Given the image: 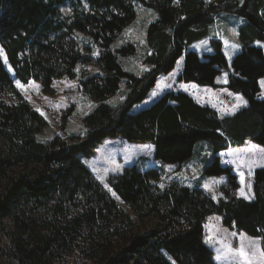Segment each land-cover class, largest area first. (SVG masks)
Wrapping results in <instances>:
<instances>
[{"label":"trees","instance_id":"obj_1","mask_svg":"<svg viewBox=\"0 0 264 264\" xmlns=\"http://www.w3.org/2000/svg\"><path fill=\"white\" fill-rule=\"evenodd\" d=\"M134 1L157 16L145 29L142 59L150 69L142 75L125 70L118 60L135 54L133 44L110 48L135 20ZM219 13L246 21L226 84L246 107L218 117L185 93L169 91L132 111L179 57V83L217 87L215 78L228 70L222 42H210L212 52L201 57L189 46L208 37ZM75 33L98 47L97 57L89 56L88 47L83 54ZM256 40L264 43V0H0V49L12 71L0 57V222H10L15 264H216L203 232L211 215L229 230L259 238L264 249V168L253 172L248 201L237 195L235 176L220 169L215 157L245 141L264 147V99H258L264 49L254 46ZM78 64L99 70L80 79L81 92L94 104L82 118L83 132L43 138L46 121L25 102L14 78L38 82L52 95V82L76 78ZM122 82L126 97L112 107L108 100ZM115 138L152 144L153 159L176 170L197 144L206 143L211 160L203 175L227 174L221 197L215 201L177 181L161 188L159 171L132 166L107 179L117 199L84 162L104 140Z\"/></svg>","mask_w":264,"mask_h":264},{"label":"rangeland","instance_id":"obj_2","mask_svg":"<svg viewBox=\"0 0 264 264\" xmlns=\"http://www.w3.org/2000/svg\"><path fill=\"white\" fill-rule=\"evenodd\" d=\"M208 2L209 0H205ZM241 1V0H240ZM135 5L136 17L127 27H125L117 38L112 43L113 50L118 49L119 47L130 43L133 44L136 48L134 55L128 57H119V61L122 64V67L137 75H142L145 71H148L150 67H147L143 64L144 55L146 52L145 45V29L148 23L156 19V14L154 11L148 7H145L142 3L133 2ZM84 9H88V5L84 3ZM61 10L64 14H69L68 7H63ZM246 24L244 18H239L237 15L229 13H219L213 17V23L209 26L208 37L205 39L196 41L195 43L189 46V49L198 53L201 57L204 54L212 52V47L210 42L213 40L215 42H222L221 52L225 56L228 63V70H223L215 78V84L217 87L212 88L210 86H199L191 82H178L177 77L179 76L182 69L183 58L179 57L175 62L174 68L170 70L169 73L160 74L157 78L148 93L144 101L140 104H136L132 107V111H137L140 108L149 107L155 101L160 99L161 95L168 93L169 91L182 92L191 97L202 99L205 103V106L211 107L217 114L218 117H226L225 113L231 109L232 105L236 104L237 101L235 97L237 95L241 96L238 93H233L227 87L224 81L228 80V75L232 71L230 67L231 60L233 55L238 53L241 50V45L238 40L239 29ZM230 29H235L237 34H233ZM76 40L79 43L81 51L85 53V49H89V56L93 58L97 57L99 54V49L93 43L90 42L89 38L82 34L75 33ZM205 43H201V42ZM227 41V44H225ZM239 45V48H233L232 45ZM261 44H264L261 42ZM254 46L261 47L257 44V40L254 41ZM264 49V47H261ZM227 53V55H226ZM3 63L4 58L2 57ZM179 61V64L177 63ZM8 64V63H7ZM5 65L6 69L12 73L9 65ZM177 65L179 67H177ZM176 69V70H175ZM78 70V71H77ZM99 73L97 67L89 64H78L76 66V78L70 80L67 78L56 79L52 82L53 94L49 95L42 91L41 85L38 82H33L35 85H39L37 90L35 87L25 83L28 87L21 89L17 88L25 102H27L34 110L39 108L45 115H41L46 121V128L43 130L41 137L49 138L53 135H74L83 132L82 118L91 111L94 104L88 99L82 92L79 87L80 79ZM226 74V75H225ZM263 78L258 79L259 86V96L258 99H264V89L261 88L259 81ZM17 79L14 78V84ZM23 84V83H22ZM66 85H74V87H67ZM120 89L118 92L109 98L108 103L115 107L120 104L126 97L127 89L124 85V82L120 84ZM159 85V87H158ZM16 86V84H15ZM226 90V91H225ZM155 92L156 95L153 96L152 93ZM231 93L232 95H228ZM199 96V97H198ZM242 97V96H241ZM243 98V97H242ZM244 99V98H243ZM195 100V99H194ZM245 101V99H244ZM196 102V100H195ZM215 105V106H214ZM241 106L235 112L242 109ZM234 112V113H235ZM47 117V118H45ZM148 145L150 148H145L144 146ZM135 144L127 142L122 138L115 139H106L104 140L97 148H95V155L87 160L85 164L90 170L91 174L97 179V176H103V182L97 179L103 186V188L112 195L111 192L105 188L107 184V179L111 175L121 173L124 168L136 166L141 171H146L150 168H155L159 171L160 180L157 183L161 188L169 183L170 181H177L178 183L184 184L188 187H196L202 189L206 195H210L213 200H217L221 197L219 192V187L221 184H225L226 176L224 174L218 176H209L206 177L203 175L204 166L211 160V155H209V149L206 143L197 144L195 152L191 159L181 166L180 169L176 170L174 165H169L161 161H157L154 158V148L150 143L146 144ZM250 145H256L255 149L250 151H244L249 148ZM260 149H264L263 146L252 143L251 141H245V143L240 147L227 148L218 154L215 155L218 160V165L220 169L224 171L227 169L230 174L235 176L239 188L236 190V193L239 197L244 198L240 195L241 187H244L245 194L253 197L252 188L251 192H248L247 185L250 183L252 186V176L255 169L264 168V152H261ZM116 165H119L117 171H112ZM239 165V167L237 166ZM105 169H108L107 174H105ZM240 173L244 174V184H241ZM108 185V184H107ZM205 185H208L206 188ZM109 187V186H108ZM113 196V195H112ZM116 197V196H114ZM245 199V198H244ZM252 201V199H246ZM119 204L122 206L121 202ZM204 224L205 232V245L213 252L214 262L216 264H228V261L221 260L217 261L215 257L217 256L216 249L220 248L221 245L216 243L217 240H223L224 243L230 244L233 248L238 247L240 240L242 239L240 233L235 230H229L222 226L221 219L217 215H211L205 219ZM10 222L4 220L0 222V264H15L13 259L12 245L10 242L11 228H9ZM235 232L237 235L233 236L232 233ZM243 240L247 245L249 240H256L260 242L259 238L250 237L243 233ZM212 239L209 241L208 238ZM259 247L261 245L259 243ZM248 250V249H246ZM68 260H72V257H69Z\"/></svg>","mask_w":264,"mask_h":264},{"label":"snow or ice","instance_id":"obj_3","mask_svg":"<svg viewBox=\"0 0 264 264\" xmlns=\"http://www.w3.org/2000/svg\"><path fill=\"white\" fill-rule=\"evenodd\" d=\"M174 3H178V0H173ZM241 3H244V0H241ZM62 11H67V10H62ZM230 31L233 32V34H237L235 29H230ZM205 43V42H201ZM225 44H227V41H225ZM257 44L261 47H264V44H261L260 41H257ZM233 48H239V45H232ZM227 55V53H226ZM0 57H3V50L0 49ZM4 63L7 64V59H4ZM179 64V61L177 62ZM78 71V70H77ZM226 75V74H225ZM225 83L227 82L226 80L224 81ZM17 88L24 89L28 87V85L22 84L19 80L15 82ZM29 85L35 87L37 90L39 89V85H35L33 82H28ZM259 84L262 89H264V79H261L259 81ZM67 87H74V85H66ZM159 87V85H158ZM226 91V90H225ZM153 96L156 95L155 92L152 93ZM228 95H232L231 93H228ZM237 103L232 105L231 109H229L225 114L226 115H232L234 112L239 109L241 106H246L247 102L244 101V99L237 95L235 97ZM215 106V105H214ZM36 111L40 112L41 115H45L39 108L36 109ZM47 118V117H45ZM145 148H150V146L145 145ZM257 146L256 145H250L249 148L245 149L244 151H250L252 149H255ZM261 152H264V149H260ZM239 167V165H237ZM119 165H116L112 171H117L119 169ZM108 169H105V174H107ZM241 176V184H244V174L240 173ZM97 179L101 180L103 182V176L98 175ZM105 188L108 189L109 192L112 193L113 196H116V193L112 191L110 187H108L107 184L104 185ZM207 188L208 185H205ZM251 184L249 183L247 185L248 192H251ZM240 195L243 196L245 199H252L250 195L245 194V189L244 187H241L240 189ZM119 199V197H116ZM215 199V197H213ZM233 236H236L237 234L235 232L232 233ZM241 240L239 243L238 247L233 248L230 244L224 243L223 240H217L216 243L220 244L221 247L216 249V252L218 253L215 259L217 261H221L222 259L225 261H228V264H264V249H261L259 247V242L256 240H249L247 245L245 244L243 240V233H240ZM212 238L209 237L208 240L210 241ZM248 249V250H246ZM175 264V262H173Z\"/></svg>","mask_w":264,"mask_h":264},{"label":"crops","instance_id":"obj_4","mask_svg":"<svg viewBox=\"0 0 264 264\" xmlns=\"http://www.w3.org/2000/svg\"><path fill=\"white\" fill-rule=\"evenodd\" d=\"M262 78H263V77H262ZM198 97H199V96H198ZM194 99L196 100V103H197V104L202 105V106H205L203 103H205V102L207 101V100H206V101L204 102L202 99H200V97H199V98H194ZM206 103H207V102H206ZM206 103H205V104H206ZM243 107H246V106H243Z\"/></svg>","mask_w":264,"mask_h":264}]
</instances>
